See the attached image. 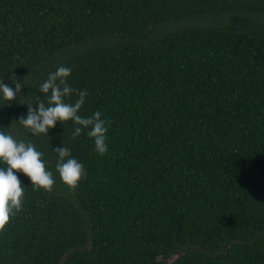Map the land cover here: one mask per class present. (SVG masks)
<instances>
[{"label":"trees","instance_id":"1","mask_svg":"<svg viewBox=\"0 0 264 264\" xmlns=\"http://www.w3.org/2000/svg\"><path fill=\"white\" fill-rule=\"evenodd\" d=\"M60 66L88 93L78 114L110 122L103 156L73 121L47 135L18 121ZM12 76L24 86L0 94V131L31 142L55 183L16 173L0 264H264V0H0V81L15 90ZM62 146L86 171L74 191Z\"/></svg>","mask_w":264,"mask_h":264},{"label":"clouds","instance_id":"2","mask_svg":"<svg viewBox=\"0 0 264 264\" xmlns=\"http://www.w3.org/2000/svg\"><path fill=\"white\" fill-rule=\"evenodd\" d=\"M71 71V68L60 66L54 73H50L39 88V92L46 97V102L45 99L37 97L38 107L33 108L32 104H29L27 116H21L18 121L33 135H47L49 129L56 126L57 121L62 124L73 121L77 125L72 134L73 139L78 137L82 130L90 129L87 135L94 140V151L103 156L108 151L106 133L110 122L102 119L99 111L91 117H82L78 114L88 93L86 90L78 91L68 84L67 78ZM11 79L14 81L15 90L0 81V94L9 102H13L19 96L24 86L15 80V76ZM73 94H76L78 99L74 104L66 103L65 98ZM53 151L58 156L56 171L60 179L74 191L80 180L86 177L83 165L71 157L70 150L66 147H56ZM42 155L31 142L17 141L13 136L0 131V163L6 165L0 167V232L6 229L11 218L22 210L24 187L16 175L17 172H22L30 179L33 190L43 189L52 192L55 181L52 173L46 170Z\"/></svg>","mask_w":264,"mask_h":264},{"label":"rangeland","instance_id":"3","mask_svg":"<svg viewBox=\"0 0 264 264\" xmlns=\"http://www.w3.org/2000/svg\"><path fill=\"white\" fill-rule=\"evenodd\" d=\"M172 258H170V259H167V261H166V264H168L169 263V261L171 260Z\"/></svg>","mask_w":264,"mask_h":264},{"label":"water","instance_id":"4","mask_svg":"<svg viewBox=\"0 0 264 264\" xmlns=\"http://www.w3.org/2000/svg\"><path fill=\"white\" fill-rule=\"evenodd\" d=\"M170 262V261H169Z\"/></svg>","mask_w":264,"mask_h":264}]
</instances>
